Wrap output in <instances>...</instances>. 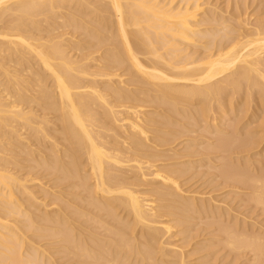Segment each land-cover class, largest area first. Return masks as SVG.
<instances>
[{
  "label": "bare ground",
  "instance_id": "obj_1",
  "mask_svg": "<svg viewBox=\"0 0 264 264\" xmlns=\"http://www.w3.org/2000/svg\"><path fill=\"white\" fill-rule=\"evenodd\" d=\"M232 4L227 16L208 0H0V264H190L194 253L183 248L192 238L179 246L173 229L219 210L203 194H184L183 170L177 176L152 160L189 128L206 133L224 121V104L231 111L241 94L264 101V13L251 24L246 3ZM146 107L154 112L143 118ZM220 126L212 135L227 127ZM174 129L183 132L171 136ZM236 136L203 152L240 156L264 140L256 131L237 137L246 142ZM21 155L39 179L14 171ZM222 163L220 179L251 189V202L264 209V173ZM171 214L183 224L161 220ZM235 225L217 228L225 247L264 264V237L237 234Z\"/></svg>",
  "mask_w": 264,
  "mask_h": 264
},
{
  "label": "rangeland",
  "instance_id": "obj_2",
  "mask_svg": "<svg viewBox=\"0 0 264 264\" xmlns=\"http://www.w3.org/2000/svg\"><path fill=\"white\" fill-rule=\"evenodd\" d=\"M209 1V3H211L213 6H216V7H220L219 8V11H220V9H223V11L221 10V13H224V11H229L227 14H225V15H227V16H230V10H232L231 8H234V7H232L231 6V4H232V2L235 4H232V5H234V6H236V3H237V5H241V8L243 9V5H244V3H246V5H244L245 6V11H246V14H247V16H246V18L247 17H250L249 19H251V20H249L248 22L249 23H253V21L254 20H256V17L259 15L260 17H262L261 15H263V13H264V8H262V7H264V4H263V2H264V0H255V2H254V0H246V2H244L245 0H243V4H240V3H242V0L240 1V3H238V0H208ZM229 1V2H228ZM253 2V3H252ZM262 2V4H260ZM227 3H229V4H227ZM218 5V6H217ZM247 5H249V6H247ZM261 5V6H260ZM263 5V6H262ZM228 6H229V10L227 9L228 8ZM246 7H248V9L246 8ZM250 7V8H249ZM259 9V10H258ZM260 11V12H259ZM252 14V16H250V15ZM254 15H256V16H254ZM264 16V15H263ZM252 17V18H251ZM255 18V19H254ZM258 19H259V17H257ZM247 20H248V18H247ZM68 37V36H67ZM67 41H68V39H66ZM76 41V42H78V39H73V41ZM74 41V43H76ZM66 42V41H65ZM64 42V43H65ZM66 44H68V42H66ZM95 56H97V55H95ZM96 61H93L92 62V64L93 65H97V67L99 68V64L101 65L102 63H100V62H97V63H95ZM124 78V77H123ZM122 78V79H123ZM124 81H126V78H125V80ZM125 84H123V86L125 85V87L127 86V87H129L128 85L129 84H127L128 83V80H127V83L126 82H124ZM124 87V88H125ZM131 87V86H130ZM129 87V88H130ZM242 95V96H241ZM240 96H238V100H237V102L236 103H234L233 105H234V107L235 108H233V106H232V110L230 111V110H227V108L228 107H230L229 109H231V106L229 105V106H226V105H228V104H224V107L226 108L225 109V112H227V113H225L224 115H223V119L225 118V122L224 121H222L221 119L222 118H220V119H218V120H220V121H215V123L213 124V126H206V127H204L205 129H206V133H205V130L203 129V127L202 126H200L199 128L196 126V127H194V128H189V130H188V132L190 131V133H188L187 132V135H186V132L184 131H181V130H176V129H174V131L173 130H171V131H169V134H171V136H174L175 137V135H176V133H182L183 134V136H182V134H181V136L178 134V136L177 137H175V138H177V139H173V137H172V139L175 141V142H172V144H170L171 146H166V148L165 147H162V148H160V147H157V149H159V150H155L156 152V154H158V156H159V158H162L163 157V160L161 159V161H160V159L158 158V160L156 159H153L152 161H153V163L155 164L156 162V164L155 165H157V166H159L160 168L161 167H165V166H170V168H167V167H165L164 169H166V171H169V172H174V173H176V175L177 176H181V175H179V174H181V172H182V170H183V172H182V175L184 176H182L183 177V180H182V178L180 179V178H178L175 174V177L176 178H178L179 179V183L180 182H182V184H183V182H184V184H183V189H182V184H181V189L182 190H184V192L185 191H188V192H185L184 194L185 195H189V194H186V193H192L193 194V192L194 193H196V195L195 196H197L196 198L197 199H200L201 197H202V194H203V197L204 198H207V200L208 201H214L215 200V202H214V204L216 205V207L215 208H217L218 210H219V212L217 211V210H214V211H216V212H218V214L216 213V212H214V214H217V215H214L212 212H211V214H207V212L206 213H204V212H202V214H205L206 216H208V217H206L205 215H201L200 213L201 212H199V211H196L195 213H198V214H194V216L196 217H194V216H192V217H194L196 220H194V222L193 223H191L190 222V225H191V227L189 226V224H186V225H188V226H186L185 224H183L182 222H180V220H179V218L177 217V218H175L176 216V212H173L174 214H171V215H174V218H173V216H170V215H168L169 217H171V218H166L167 216H165V217H163V219H161V220H163L164 222H168V223H170L171 221H174V223H175V220L178 222V223H182L183 224V226H180V224H177V225H179V226H177V228H174L173 229V233L174 234H176V239H174L176 242L175 243H177V245H181V246H184V244L186 243V242H188L189 243V241L191 240V238H192V241H190L191 242V244L189 245V247L187 246V248L185 247V249L183 248V250H184V252H187V253H189V252H191V253H194L193 255L191 254L190 256L192 257H190V259H188V261L190 262V264H251L250 263V261H252V258H251V255L250 254H248L247 252V254H245L244 253V255H242L241 257H237L235 254H233L232 252H231V250H229V248L227 247H225V243H224V240H225V238L226 237H223L224 235H222L223 234V232L222 233H220L219 232V229L221 228L222 229V226L224 225L227 229H231V227L233 226L234 227V225H235V223H237V225H239L238 227H235V228H233L232 230H235V232H236V230H237V234H239V232H241V233H243V229H244V233H250L249 235H248V233H247V236H250V235H252V236H263L264 237V209L262 208V207H260V206H257V205H255L254 204V202L252 203L251 202V193H252V191L250 192V190L251 189H249V188H241V187H243V186H241V185H237V184H231V183H228V182H225L224 183V181L222 180V179H220V177H222V174L223 173H221L220 174V171L223 169V166L225 167V165H223V163H222V159H223V161H225V163L224 164H226L227 163V165H228V163H229V161H230V164H229V166H231L232 168H235V167H237L236 165L233 167L232 166V164H237V162H238V167L239 168H242L243 166H244V164H243V162H245L246 161V158L247 157H249V156H252L251 158H247V162H245L246 164H245V166L241 169V170H245V171H249V175L251 174V177L254 175L255 177L257 176V177H259V173H260V175L262 174V173H264V171H263V169H264V140H263V144L261 143V145L260 146H258V148L257 147H255V149L254 148H252V151H254L253 153H252V151L248 154V153H240V156H239V154H236V155H238L240 158H242V160L240 161V158L239 157H237L236 155H235V153H233V155L235 156V157H233V155L232 154H230V156H227V157H225V156H223V157H225L226 159L228 158V157H230V158H232L231 160H230V158L229 159H227V162H226V160H225V158H222V153H217L216 152V154H214V153H208V154H206L207 152H209L210 150L209 149H207V150H209V151H207L206 149H205V147L207 146L208 147V145H209V147H210V145H212L213 143H215V144H217L216 142L218 141H215L216 139H218L219 137L221 138V139H224L223 137H225V139H233V138H231V137H233V135H237L236 136V139L235 140H239V141H237V142H246L249 138H247L248 137V135L249 136H251V134L252 133H255V131H256V135L257 136H263L264 135V133L263 132H260L259 133V131H263L262 129H261V127H260V124L259 123H261L262 121H260V120H263L264 118V101H260V97L259 96H252V98L250 99L251 101H249V100H247V101H245L246 100V98H245V95L244 94H241ZM244 95V96H243ZM257 97H259V98H257ZM240 98V99H239ZM245 99V100H244ZM259 99V100H258ZM260 101V102H263V104L262 103H260L259 102V104H258V106H257V103H258V101ZM242 102V104L241 103H239V102ZM245 101V102H244ZM248 103V105H246ZM236 104V105H235ZM243 104L245 105V106H243ZM194 105H197V103L196 104H194ZM240 105V106H239ZM263 106L262 108L260 107V106ZM197 107V106H196ZM242 107V108H241ZM243 107H244V109H243ZM257 107V108H256ZM260 107V108H259ZM150 108H152V107H146V109L145 108H143L142 109V111H143V115L141 116V117H143V116H145V117H147V115H145V114H152L153 112H154V108H152V109H150ZM219 108V107H218ZM217 108V109H218ZM259 108V109H258ZM148 109V110H147ZM238 109H241L240 111L241 112H243L244 114H245V116H244V114H240V112H239V110ZM247 109V113H249V114H247V113H245L246 110ZM256 109V110H255ZM258 109V110H257ZM145 110V111H144ZM234 110V112H232ZM235 110H236V112H235ZM244 110V111H243ZM249 110V111H248ZM147 111V112H146ZM229 111V112H228ZM254 111H255V113L257 112V114H256V116H254L255 114H254ZM238 112H239V114H238ZM233 113V114H232ZM253 113V114H252ZM149 114V115H150ZM228 114V115H227ZM226 115V116H225ZM241 115V116H240ZM249 115H250V117H249ZM261 115H263V116H261ZM261 116V117H260ZM242 117V118H241ZM144 118V117H143ZM238 118L240 119V120H238ZM245 118V119H244ZM257 118V119H256ZM262 118V119H261ZM231 119V120H230ZM233 119V120H232ZM244 119V120H243ZM243 120V121H242ZM234 121V123H233V125H232V128H231V126H229L228 124H231L232 122ZM241 121V122H240ZM249 121V122H248ZM253 123H252V122ZM188 121H184V123H187ZM238 122V123H237ZM248 122V123H247ZM244 123V124H243ZM222 124V125H221ZM238 126V127H236V125ZM248 124V125H247ZM221 125V126H220ZM227 125V127H225V128H222V127H224V126H226ZM246 125V126H245ZM251 127H250V126ZM217 127V128H219L218 126H220V128H222L221 130H220V132L219 133H215V134H213L212 135V133H214V130H212V129H215V127ZM235 126V127H234ZM243 126H245V128L247 129V131L249 132V133H247V131H246V135H245V131H244V128H243V130H242V127ZM247 126L248 127H250V129L251 130H253V131H249L248 130V128H247ZM256 126V127H255ZM155 126H152V127H149V129H148V131L150 130L151 132L154 130V129H157V127H155ZM228 127H230L231 129H229ZM252 127H255V128H252ZM151 128V129H150ZM196 128V129H195ZM210 128V129H209ZM226 128H228V129H226ZM235 128V129H234ZM236 128H238L237 129V131H236ZM201 129V130H200ZM241 129V130H240ZM183 130V129H182ZM193 130H194V132H193ZM203 130H204V133H203ZM223 130V132H221ZM238 130H239V132L241 131V135H240V133L238 134ZM177 131V132H176ZM180 131V132H179ZM212 131V132H211ZM232 131H234V133L232 132ZM26 132H28V133H26ZM25 132V134H30L31 132L30 131H26ZM151 132H148V136L150 137V138H153V139H155L156 140V138L158 137V135H157V133L155 134L154 132L155 131H153L152 133L154 134H150ZM172 132V133H171ZM174 132H175V135H174ZM226 132H228V133H230V134H228V133H226ZM236 132V133H235ZM251 132V133H250ZM258 132V133H257ZM185 133V134H184ZM211 133V134H210ZM233 135H232V134ZM32 134V133H31ZM185 135V136H184ZM211 135V136H210ZM216 135H219L218 136V138H216ZM170 135H169V137H171ZM222 136V137H221ZM228 136H229V138H228ZM246 137L245 139H246V141H245V139H243V141H241V139L240 138H237V137ZM255 136V135H254ZM156 137V138H155ZM57 138V137H56ZM149 138V141H151V142H149V144L151 143V145L152 146H156L157 144H156V142H153L154 140L153 139H150ZM168 138V137H167ZM171 139V138H170ZM194 139V140H193ZM255 139V141L254 142H256V139L257 138H254ZM254 139H252V140H254ZM32 140V139H31ZM153 140V141H152ZM193 142V143H192ZM191 143V144H190ZM37 143H34V141L32 142V150L33 151H37V145H36ZM180 144V145H179ZM215 144H213L214 146H215ZM188 145H189V147L191 146L192 147V149L191 148H189V149H191L189 152L187 151V148H188ZM213 145L211 146V147H213ZM35 146V147H34ZM206 147V148H207ZM210 147V148H211ZM161 149V150H160ZM168 149H170L169 151H168ZM173 149V150H172ZM188 149V150H189ZM203 149H205L207 152L205 153V151L203 152ZM212 149V148H211ZM254 149V150H253ZM169 152H167V151ZM175 150V151H174ZM162 152L163 154V156L161 155V153L160 152ZM166 151V152H165ZM173 151V152H172ZM160 153V155H159V153ZM165 152V153H164ZM176 152V153H175ZM202 152V153H201ZM210 152H214V151H210ZM258 152V153H257ZM260 152V153H259ZM173 154H175V156H173L172 157V155ZM171 155V160L169 161V159H170V156L169 155ZM196 154V155H195ZM205 154V155H204ZM256 154H257V156H256ZM167 155V156H166ZM191 155H192V157H191ZM195 155V156H194ZM224 155V154H223ZM260 155V156H259ZM160 156H162V157H160ZM177 156H178V158H177ZM187 156V157H186ZM206 156V157H205ZM243 156H247L246 158H244ZM181 159H180V158ZM26 158L27 157H25L24 155H21L20 156V158H19V164H18V167H15L16 168V170L14 169V171L15 172H18V174L19 175H21V177H27V176H29V177H27V178H30V179H32V178H34V179H37V176L39 175V174H37V169H33L34 167L32 166V165H30V163H28V162H26ZM177 159V161H176V159ZM183 158V159H182ZM187 158V159H186ZM236 158H238V161L236 162ZM245 160V161H244ZM151 161V162H152ZM160 161V162H159ZM221 161V162H220ZM261 161V162H260ZM159 162V163H158ZM185 162L187 163V164H185ZM231 162H233L232 164H231ZM236 162V163H235ZM241 162V163H240ZM27 163V164H26ZM184 163V164H183ZM31 164H33V163H31ZM159 164V165H158ZM175 166H174V165ZM240 164H241V166H240ZM29 165V166H28ZM33 165H35V164H33ZM223 165V166H222ZM172 166H174V167H172ZM33 167V168H32ZM188 167V168H187ZM230 167V168H231ZM237 167V168H238ZM248 168V169H246V168ZM17 168H18V170H17ZM28 168H32L33 169V171L32 170H30V169H28ZM181 168V169H180ZM188 169V170H186V169ZM222 168V169H221ZM250 168V169H249ZM172 169V170H171ZM176 169H177V171H176ZM220 169V170H219ZM225 169V168H224ZM236 169V168H235ZM171 170V171H170ZM175 170V171H174ZM178 170L180 171V172H178ZM257 170V171H256ZM259 170H261L262 172H260ZM32 171V172H31ZM184 171H186V172H184ZM219 171V172H218ZM254 173H253V172ZM257 172V174H256V172ZM179 174H178V173ZM222 172V171H221ZM259 172V173H258ZM184 173V174H183ZM30 174V175H29ZM186 174V175H185ZM188 174V175H187ZM256 174V175H255ZM130 175V174H129ZM127 175V178H128V180L130 181V179L132 178L131 176L132 175ZM221 175V176H220ZM262 175H264V174H262ZM40 177H41V174H40ZM261 177V176H260ZM223 178V177H222ZM38 179H39V176H38ZM44 180V179H43ZM42 180V182H43V185L42 186H44V189L45 190H47V191H49V189H50V187H51V185H52V182L50 183V180L49 179H45L44 181ZM189 180V181H188ZM186 181H187V183H186ZM46 182H49L50 184H46ZM45 183V184H44ZM226 183H228V184H226ZM186 184V185H185ZM47 185V186H46ZM185 185V186H184ZM231 185H234L233 187L231 186ZM236 185H237V188H236ZM49 186V187H48ZM241 189H240V188ZM49 188V189H48ZM146 189H148L149 191H150V189H151V187H149V186H147V188L145 187V186H142V187H140L139 188V190L140 191H145V192H148ZM238 189H240V190H238ZM50 191H52L51 189H50ZM196 191V192H195ZM200 193V195H198ZM148 194L150 195L151 193L150 192H148ZM192 194H190L189 196H191ZM147 195V194H146ZM148 196V195H147ZM152 195H150L149 197L151 198V199H155L156 197H154V195H153V197H151ZM209 196V197H208ZM148 197V198H149ZM202 197V198H203ZM210 197H212V198H210ZM187 198V197H186ZM42 199H43V197H42ZM47 199H49L48 197L44 200V201H46V202H44L43 201V203H45V204H47L48 202H49V200H47ZM188 199L189 200H192L191 198H189L188 197ZM206 200V199H205ZM206 200V202H208ZM250 201V202H249ZM200 202V201H199ZM220 202V203H219ZM247 202V203H246ZM50 203V202H49ZM161 205V204H160ZM177 207V206H176ZM201 210V209H200ZM171 211H173V210H171ZM162 213L164 212V211H161ZM168 212V211H167ZM224 212H226V214L224 213ZM228 212V213H227ZM210 213V212H209ZM163 214H166V211L163 213ZM200 214V218L198 219L197 217V215H199ZM121 215V214H120ZM193 215V214H192ZM211 215V218L209 217ZM125 216H127L125 213H123L122 215H121V217H123V218H126ZM202 216H204V218L202 217ZM198 219V220H197ZM171 220V221H170ZM236 221V222H235ZM215 222L217 223V225H218V223H219V226H220V228H219V226H216V224H215ZM173 223V224H174ZM195 223V224H194ZM222 223V224H221ZM172 223H171V225H173ZM176 224V223H175ZM174 224V226L173 227H176V225ZM211 224H215V225H211ZM185 225V226H184ZM192 225H195V226H192ZM196 225H198L197 227H196ZM222 225V226H221ZM232 225V226H231ZM237 225H235V226H237ZM229 226V227H228ZM194 227V228H193ZM217 228H219L218 230H217ZM241 228V229H240ZM194 229V230H193ZM221 229H220V231H221ZM240 230H242V231H240ZM180 231V233L182 232V233H184L183 235H181L180 233H179V235L180 236H178L179 238H177V234H178V232ZM184 231V232H183ZM187 231V232H186ZM217 231V232H216ZM220 233V235H219V233ZM222 235V236H221ZM189 237V238H188ZM185 239H187V240H185ZM190 239V240H189ZM186 241V242H185ZM226 241V240H225ZM42 242V241H41ZM46 242V243H45ZM44 243L42 242V243H40V245H46L47 244V241H45ZM184 243V244H183ZM188 243H186V245H188ZM42 245V246H43ZM185 245V246H186ZM48 247V246H47ZM52 249H50V251L49 252H52V253H55V252H57V250H53V251H51ZM53 255V254H52ZM54 256V259H55V255H53ZM57 256V255H56ZM59 257H60V260L63 258V256L61 257V256H57L56 257V260H59ZM64 259V261L65 262H62L61 264H64V263H66V264H74V263H76V262H70V261H68V259L66 258H63ZM60 260L58 261V263L60 262ZM63 261V260H62ZM60 264V263H59Z\"/></svg>",
  "mask_w": 264,
  "mask_h": 264
}]
</instances>
